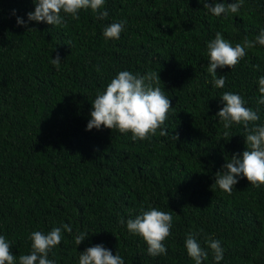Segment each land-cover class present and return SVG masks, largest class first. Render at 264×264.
<instances>
[{"label": "trees", "instance_id": "trees-1", "mask_svg": "<svg viewBox=\"0 0 264 264\" xmlns=\"http://www.w3.org/2000/svg\"><path fill=\"white\" fill-rule=\"evenodd\" d=\"M211 2V0H208ZM231 0H229V3ZM205 0H106L107 18L81 11L61 26L18 27L32 0H0V235L11 252L30 254L33 231L47 234L61 223V243L49 258L78 264L86 248L104 244L125 264H194L185 248L192 234L224 248L220 264H264V186L246 178L229 194L215 185L226 160L246 150L247 130L224 128L217 117L224 92L239 94L258 112V79L264 46L246 50L232 69H218L225 86L214 89L207 45L217 32L233 46L255 41L264 30V0H243L238 15H212ZM126 21L119 40L103 28ZM61 59L59 70L51 63ZM159 74L171 99L168 119L150 139L133 142L117 130L86 131L92 102L119 71ZM227 133V135H226ZM149 206L171 212L167 255L152 257L127 219ZM121 217L125 223L120 224ZM86 231L77 247L74 235ZM203 264H214L209 250Z\"/></svg>", "mask_w": 264, "mask_h": 264}, {"label": "clouds", "instance_id": "clouds-1", "mask_svg": "<svg viewBox=\"0 0 264 264\" xmlns=\"http://www.w3.org/2000/svg\"><path fill=\"white\" fill-rule=\"evenodd\" d=\"M34 11L27 13V19L16 12L18 27H24L29 31V25L33 22L46 23L50 26H61L70 17L78 21L81 11L91 10L98 15V19L104 20L108 12L104 10L106 0H32ZM243 0H205L204 7L215 17L227 20L231 15L240 13ZM126 21L113 22L103 28V37L106 40H119L125 30ZM264 46V30H261L255 41L244 40L235 46L226 40L222 33L217 32L215 38L207 45V72L211 75V85L214 89L225 86L223 75L218 76V69L225 67L232 69L246 55V50ZM51 63L59 70L61 59L57 56L51 59ZM162 83L159 74L148 72L145 75L133 74L128 70L119 71L107 85L106 90L98 93L92 102L90 119L86 125V131L93 129L117 130L127 136L133 142L150 139L159 134L167 135V129L163 127L168 119L171 107V99L158 85ZM259 99L258 105H264V75L258 79ZM223 107L217 113V117L224 128H231L234 124L243 125L247 130L246 150L241 154L231 156L230 160L222 166L216 174L215 185L220 190L231 193L233 188L246 178L255 188L264 186V124H256L249 129V124L258 121V112L245 106V101L239 94L224 92L220 98ZM227 135V133H226ZM171 212H165L149 206L147 211H142L134 219L129 218L126 228L131 235L140 236L147 244V254L152 257L167 255V247L164 241L170 235L172 228ZM123 217L120 224H124ZM72 233L73 229L68 223H61L47 234L41 231H33L30 235V254L20 255L18 264H55L49 258L53 249L61 243L62 233ZM87 232H78L74 235V243L80 246L87 239ZM206 247L202 248L199 241L192 234L185 240V248L188 256L194 264H203L208 259L209 250L212 253L214 264H220L224 259V248L219 240L206 238ZM0 264H16V258L11 252V243L5 236L0 235ZM78 264H125L123 257L108 249L104 244H97L79 254Z\"/></svg>", "mask_w": 264, "mask_h": 264}]
</instances>
